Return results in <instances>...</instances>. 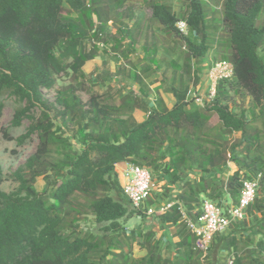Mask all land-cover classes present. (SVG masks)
Instances as JSON below:
<instances>
[{
    "label": "trees",
    "instance_id": "trees-1",
    "mask_svg": "<svg viewBox=\"0 0 264 264\" xmlns=\"http://www.w3.org/2000/svg\"><path fill=\"white\" fill-rule=\"evenodd\" d=\"M129 1L0 0V119L5 100L18 104L0 131L18 147L37 140L34 153L12 173L17 187L11 192L1 189L0 164V264H200L185 217L195 219L205 200L237 204L242 181L258 176V194L246 210L252 226L246 218L232 222L215 235L207 257L213 251L233 257L232 264H264V0H216L220 25L213 31L202 0H181L179 16L163 0H143L166 33L180 39L185 72L212 48L219 61L233 66L232 77L216 83L210 105L186 109V86L171 89L175 104L161 110L110 88L88 91V83L110 79L105 70L89 77L83 67L98 56L95 43L104 41L112 10ZM179 20L186 22L187 35L176 29ZM199 72L193 70L195 85ZM60 76L69 83L50 101L43 91L54 89ZM80 92L88 93L86 101ZM235 97L249 98L248 108L233 111ZM136 111L145 120L139 122ZM211 114L218 118L216 128L208 127ZM24 122L25 132L12 137L10 129ZM233 133L239 137L227 139ZM121 163L147 169L152 182L180 183L171 207L156 214L165 227L176 228L172 257L159 254L154 230L126 232L125 222L141 213L124 204L130 202L116 170ZM228 166L234 171L223 178ZM193 168L200 175L186 180ZM38 178L47 186L41 193ZM155 197L151 193L146 205L157 207ZM88 216L102 225L101 235L81 234L80 222ZM253 228L255 242L243 235ZM135 248L141 256L131 259Z\"/></svg>",
    "mask_w": 264,
    "mask_h": 264
},
{
    "label": "crops",
    "instance_id": "crops-1",
    "mask_svg": "<svg viewBox=\"0 0 264 264\" xmlns=\"http://www.w3.org/2000/svg\"><path fill=\"white\" fill-rule=\"evenodd\" d=\"M163 1L172 8L175 15H181V11L185 9L182 1L177 4L176 9L173 0ZM202 2L205 6V14H207L208 29L213 31L218 26L215 23L213 12L217 11L215 18L218 20L219 6H216V0H202ZM112 11L103 32L104 41L102 44L95 43L98 56L86 63L89 68L100 67L101 63L106 64V72L109 73L110 79L104 83L105 90L110 88L112 94L119 96L132 95L140 103L160 110L171 109L175 104V98L170 93L171 89H184L187 86L189 88L186 96L187 102H190L194 94H202L206 91L209 85L206 72L215 62L219 61L215 49H210L202 62H192L190 64L192 70L185 72L182 68L183 58L180 54L184 47L180 39L174 33H166L165 27L157 19L152 18V11L143 0H130L123 9ZM192 42L195 45L199 44L200 37L193 36ZM194 69H200L197 85L194 84ZM83 70L87 73L84 67ZM199 107L190 103L186 109ZM134 115L139 122L146 118L145 113L140 111H136ZM125 169L126 163L116 165L121 185L125 181L123 175ZM199 175L200 171L193 168L191 172H188L186 180L195 179ZM177 183L171 192L172 200L165 203L174 201L179 192L177 188L180 183ZM165 203L159 202L160 205ZM258 215L260 214H256L257 217ZM145 226L144 231L154 230L156 232L159 246L162 242L163 247L171 245L168 257H172L175 253V244L179 241L176 228H167L157 220L148 221ZM252 231L254 234L255 229L253 228ZM255 237L258 238L257 235Z\"/></svg>",
    "mask_w": 264,
    "mask_h": 264
},
{
    "label": "built area",
    "instance_id": "built-area-1",
    "mask_svg": "<svg viewBox=\"0 0 264 264\" xmlns=\"http://www.w3.org/2000/svg\"><path fill=\"white\" fill-rule=\"evenodd\" d=\"M176 29L182 35H187L188 26L185 21L179 20L175 24ZM209 81L208 88L203 95L194 94L190 103L204 107L210 105L215 96L216 83L222 79H229L233 75V66L227 61L215 62L206 72ZM231 168V166H228ZM123 192L130 202L132 209L143 211L151 216L159 214L174 203L168 202L162 205L148 206L143 208L146 199L151 195L153 182L149 171L139 165L126 163L123 173ZM226 176L228 174H225ZM259 189V176L242 181L237 204L228 202L225 207H221L216 201L205 200L200 207V214L195 219L185 217L186 224L190 232L195 236L194 248L201 254V258H206L213 238L216 234L229 229L232 222L242 221L246 218L247 208L254 202ZM233 257L227 260V264L233 263Z\"/></svg>",
    "mask_w": 264,
    "mask_h": 264
},
{
    "label": "rangeland",
    "instance_id": "rangeland-1",
    "mask_svg": "<svg viewBox=\"0 0 264 264\" xmlns=\"http://www.w3.org/2000/svg\"><path fill=\"white\" fill-rule=\"evenodd\" d=\"M181 0H173V5L174 8L176 9L178 7L177 4H179ZM214 19L216 20V25H220V16L218 14L219 20H217L215 17L216 15L213 14ZM264 21V13L261 16L260 23ZM222 33V31H220ZM102 44V43H100ZM90 45L88 44L86 47H89ZM118 53V52H117ZM262 55L264 56V48L261 50ZM218 56V55H217ZM219 59V57H218ZM84 69L86 70V74L90 77L92 75H96L97 73H101L103 70L107 71L106 64L101 63L100 67H91L86 64L84 66ZM90 72V74H89ZM93 78V77H92ZM69 83L67 76H60L57 78V83L54 89L48 90V91H43L44 96L49 99L50 101L54 100L55 93L58 89H61L63 86L67 85ZM92 83H88V91H96L99 93L105 92L104 84L103 85H93L91 86ZM205 93V92H204ZM202 93L201 95H203ZM80 95L83 99V101H86L88 99V93L87 92H80ZM192 99V98H191ZM248 101L249 98H246L244 101L241 100V98L235 97L234 98V105H232V110L233 111H238L240 107L248 108ZM5 102V108L3 110V115L2 118L0 119V129L1 127H7L9 125V122L11 120V117L13 115L14 109L18 107V104L14 102L11 99H7L4 101ZM201 107V106H200ZM247 119H249V114H247ZM28 126L27 122H24L23 125L20 128L16 129H10V134L12 137L16 138L23 134L25 132L26 127ZM208 127H218V118L215 116V114H212L210 117V120L208 122ZM239 134H231L227 137L229 140H233L235 138H238ZM76 145V142H74ZM37 146V140L34 137L33 140H31L29 143L25 144L22 147H18L16 145V142L13 141H6L0 131V164L2 166V171H3V183L1 185V189L5 192H11L16 189L17 183H15L11 177L12 173L17 170L18 167L22 166L26 159L34 153L35 149ZM78 147V146H77ZM234 171V167L231 166V168H225L224 173L222 174L223 178H226V175L224 174H230ZM153 190H152V195H157V197L153 198L155 202L160 203H165L167 201H171V192L175 189V184L172 185H165L163 184L162 180L159 179H154L153 180ZM180 186V184H179ZM179 186L177 189H179ZM35 188L38 192H43L44 189L47 188L45 180L43 178H38L35 183ZM114 198H117L115 194H113ZM124 204L128 207L129 210H131V206L129 205L128 202H124ZM148 207L145 203L143 208ZM144 211V210H143ZM143 211H139L141 213V217L134 216L133 218L129 219L128 221L125 222V226L127 229V233L130 234L132 232H137L138 229H141L144 231L146 228L145 223L148 221H158L156 214H153L151 216H148L143 213ZM261 215H258V219H260ZM145 218H148L149 220L147 221ZM246 220L248 221V224L252 226L254 219L251 217H247ZM102 225L94 223L92 217H86L80 222V230L81 234H88L90 236H98L102 234V231H100V228ZM244 236L249 235L250 237H253V241L255 242L257 238L255 237V233L253 234V231H248L243 234ZM254 235V236H253ZM254 238H256L254 240ZM163 244V242H162ZM159 246L158 242V249H159V254L163 257H168L170 253V244L168 246L163 247ZM141 256V253L138 251L137 248L134 249L133 254L131 259H136ZM196 256H194V259H196ZM214 262H218L219 264H225L227 262V257L225 256L224 253L216 254L213 251L210 252L209 257L206 258H199V263L200 264H212Z\"/></svg>",
    "mask_w": 264,
    "mask_h": 264
}]
</instances>
